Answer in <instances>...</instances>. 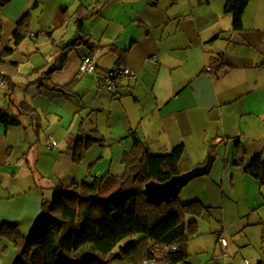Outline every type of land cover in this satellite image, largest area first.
Masks as SVG:
<instances>
[{
	"label": "crops",
	"instance_id": "1",
	"mask_svg": "<svg viewBox=\"0 0 264 264\" xmlns=\"http://www.w3.org/2000/svg\"><path fill=\"white\" fill-rule=\"evenodd\" d=\"M226 2L9 0L0 11L3 30L10 36L30 13L31 35L4 59L13 66L5 70L0 111L18 124L0 122V264H13L18 254L8 226L28 237L43 216V202L60 190L108 173L122 175L133 134L153 155L184 145L181 174L214 157L211 172L191 181L181 200L209 209V219L197 220L188 264L261 262L264 186L244 166L257 157L264 161V0H250L239 32L224 13ZM81 7L88 14L87 40L53 56L54 44H69L77 36ZM63 8L62 23L57 17ZM215 36L219 39L212 42ZM11 47L12 38L0 54ZM220 53L231 69L227 73L212 69ZM85 56L94 58L99 72L128 67L136 76L123 79L122 89L112 94L97 74L79 75ZM25 63L31 66L22 71ZM46 64L56 70L42 79L37 71ZM71 83L68 94L56 90ZM90 134L101 142L75 163L76 141ZM50 135L59 142L57 149L49 147ZM252 229L261 231V242L252 240ZM225 236L228 247L220 242Z\"/></svg>",
	"mask_w": 264,
	"mask_h": 264
},
{
	"label": "trees",
	"instance_id": "2",
	"mask_svg": "<svg viewBox=\"0 0 264 264\" xmlns=\"http://www.w3.org/2000/svg\"><path fill=\"white\" fill-rule=\"evenodd\" d=\"M8 2L0 0V11ZM249 3L250 0H227L224 13L232 16L234 31L243 30V16ZM76 15L77 36L69 44H54L53 56L87 40L84 25L88 14L81 7ZM65 16L66 9L63 8L57 18H61L63 23ZM30 28L28 13L17 23L12 34L13 47L0 54V71L11 69L13 65L4 59L30 37ZM3 29L0 17V44ZM52 34V31L47 33L48 38ZM217 39L219 36L211 41ZM86 43L89 44L88 41ZM212 69L223 73L231 70L223 53L218 54ZM55 70V65L46 64L37 72H42V79H49ZM72 85L56 90L68 94ZM20 108L33 112L25 104ZM0 122L6 126L18 124L17 120L1 111ZM133 135L135 145L123 157L122 175L108 173L95 177L91 183H74L60 190L51 202H43V216L28 237L21 235L18 226H8V239L18 250L13 264H188L187 248L190 240L198 234L197 220L209 213V209L200 201L183 203L179 198L170 204L155 206L144 195L147 183H165L181 174L179 163L184 145L168 154L153 155ZM98 142L101 139L92 134L77 140L73 147L74 162L80 163L89 147ZM211 155H215L214 147ZM244 171L261 187L264 186V161L261 157L244 166ZM188 217L194 220L189 222ZM137 237L135 243L115 252L124 239ZM163 245L169 250H162Z\"/></svg>",
	"mask_w": 264,
	"mask_h": 264
},
{
	"label": "built area",
	"instance_id": "3",
	"mask_svg": "<svg viewBox=\"0 0 264 264\" xmlns=\"http://www.w3.org/2000/svg\"><path fill=\"white\" fill-rule=\"evenodd\" d=\"M153 62L157 60L156 57L151 58ZM208 71H212L209 67ZM89 74H97L99 78L100 86L112 94H117L123 87L122 81L128 77L136 76V72L131 70L128 67L117 68L108 72H99L97 64L92 56H85L80 64L79 75H89ZM7 72L5 70L0 71V90H3L7 87ZM59 146V142L53 135L49 136V147L51 149H57ZM223 247H228L229 242L226 238H222L220 240ZM159 250V247L156 249ZM162 250L168 251V247L163 245ZM245 264H264V247H263V257L260 263H254L250 260L245 259Z\"/></svg>",
	"mask_w": 264,
	"mask_h": 264
},
{
	"label": "water",
	"instance_id": "4",
	"mask_svg": "<svg viewBox=\"0 0 264 264\" xmlns=\"http://www.w3.org/2000/svg\"><path fill=\"white\" fill-rule=\"evenodd\" d=\"M214 157L209 156L206 163L197 166L189 172L172 177L165 183L151 181L145 185L144 195L147 201L155 206L170 204L179 198L181 191L193 180L206 176L211 172Z\"/></svg>",
	"mask_w": 264,
	"mask_h": 264
},
{
	"label": "rangeland",
	"instance_id": "5",
	"mask_svg": "<svg viewBox=\"0 0 264 264\" xmlns=\"http://www.w3.org/2000/svg\"><path fill=\"white\" fill-rule=\"evenodd\" d=\"M7 32V31H6ZM12 38V34L10 35V36H7V34L5 33V31L3 30V34H2V43L0 44V49H1V46L4 44V46H6L7 45V43H8V41L10 40ZM42 38V37H41ZM29 40V39H28ZM34 61V63H40V65H43V60H41V59H36V60H33ZM36 61V62H35ZM30 66H31V63H29L28 65H27V63H25V64H22L21 65V69H22V71H27L29 68H30ZM189 187V186H188ZM188 190H190V189H188L187 187H185V189L182 191V193H181V195L179 196V199L180 200H185L186 199V197H185V194L188 192ZM184 191H185V193H184ZM228 211V210H227ZM211 215V214H210ZM207 216H209V214H205L204 216H203V219L205 218H207ZM207 219H209V217L207 218ZM227 222L228 223H231L232 222V220H231V214H229V212H227ZM251 237H252V240H254V241H259V242H261V239H262V236H261V231H259L258 229H252V233H251ZM224 238H226L227 240H228V242H229V245H230V239H229V237H227V236H225ZM138 240V237L137 238H127V239H124L119 245H118V247L116 248V250H115V252H118L120 249H125V248H127L128 246H130V245H132L133 243H135L136 241ZM262 257H263V252H262ZM247 260H250V259H247ZM251 262H254V263H257V262H255V261H252V260H250Z\"/></svg>",
	"mask_w": 264,
	"mask_h": 264
}]
</instances>
